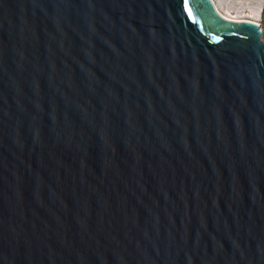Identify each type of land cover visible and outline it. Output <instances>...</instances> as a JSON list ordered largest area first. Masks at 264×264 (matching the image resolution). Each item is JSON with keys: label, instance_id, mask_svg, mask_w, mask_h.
<instances>
[{"label": "water", "instance_id": "obj_1", "mask_svg": "<svg viewBox=\"0 0 264 264\" xmlns=\"http://www.w3.org/2000/svg\"><path fill=\"white\" fill-rule=\"evenodd\" d=\"M262 34L212 0H0V264H264Z\"/></svg>", "mask_w": 264, "mask_h": 264}, {"label": "rangeland", "instance_id": "obj_2", "mask_svg": "<svg viewBox=\"0 0 264 264\" xmlns=\"http://www.w3.org/2000/svg\"><path fill=\"white\" fill-rule=\"evenodd\" d=\"M217 4L222 10H225L226 7H230L233 10L241 11L247 10L248 12L255 10V7L261 3L262 11L260 16H255L261 25V29L263 31L262 38L264 39V16H263V8H264V0H216Z\"/></svg>", "mask_w": 264, "mask_h": 264}, {"label": "bare ground", "instance_id": "obj_3", "mask_svg": "<svg viewBox=\"0 0 264 264\" xmlns=\"http://www.w3.org/2000/svg\"><path fill=\"white\" fill-rule=\"evenodd\" d=\"M212 1L215 5V8L217 9V11L222 16H224L226 19L235 20V21H250V22L257 23L258 25L260 24L256 17L260 16V14H261L262 5H263L261 3H259L255 7V10L248 12L247 10H241V11L233 10L230 7H226L225 10H222L219 7V5L217 4L216 0H212Z\"/></svg>", "mask_w": 264, "mask_h": 264}, {"label": "snow or ice", "instance_id": "obj_4", "mask_svg": "<svg viewBox=\"0 0 264 264\" xmlns=\"http://www.w3.org/2000/svg\"><path fill=\"white\" fill-rule=\"evenodd\" d=\"M185 4H186V6H187V0H185ZM188 10H189V12L191 13V11H192L191 7H188Z\"/></svg>", "mask_w": 264, "mask_h": 264}, {"label": "trees", "instance_id": "obj_5", "mask_svg": "<svg viewBox=\"0 0 264 264\" xmlns=\"http://www.w3.org/2000/svg\"><path fill=\"white\" fill-rule=\"evenodd\" d=\"M263 16H264V8H263Z\"/></svg>", "mask_w": 264, "mask_h": 264}, {"label": "built area", "instance_id": "obj_6", "mask_svg": "<svg viewBox=\"0 0 264 264\" xmlns=\"http://www.w3.org/2000/svg\"><path fill=\"white\" fill-rule=\"evenodd\" d=\"M259 26L261 27V25L259 24Z\"/></svg>", "mask_w": 264, "mask_h": 264}]
</instances>
